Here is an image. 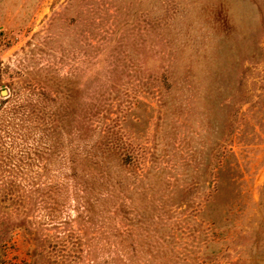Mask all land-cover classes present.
Instances as JSON below:
<instances>
[{
  "label": "rangeland",
  "instance_id": "374dc122",
  "mask_svg": "<svg viewBox=\"0 0 264 264\" xmlns=\"http://www.w3.org/2000/svg\"><path fill=\"white\" fill-rule=\"evenodd\" d=\"M0 31V264H264V0H0ZM106 134L117 194L69 185Z\"/></svg>",
  "mask_w": 264,
  "mask_h": 264
},
{
  "label": "trees",
  "instance_id": "16d2710c",
  "mask_svg": "<svg viewBox=\"0 0 264 264\" xmlns=\"http://www.w3.org/2000/svg\"><path fill=\"white\" fill-rule=\"evenodd\" d=\"M0 34L2 32L0 31ZM38 106V105H37ZM29 107V108H27ZM11 111L16 114L20 111L22 112L23 117H33L36 115V117L33 118V121H35L37 129H38V121L36 120H45V118L50 120V126L53 125V123L61 116L60 112L58 113L56 110H46L43 111L42 114L38 113V108H34L33 106H29V104H19V105H13L10 107ZM26 113H30V116H26ZM65 116V115H63ZM16 117L11 116H0V121L2 122V127H4V135H1L3 138H7L8 142L7 144H10L9 148H15L14 144L16 143L14 140H16V137H13L14 134H16V130H19V132H25V130H20L18 127V123H15L14 120ZM20 119L22 122L25 123L26 118H17ZM12 125V126H11ZM35 126V127H36ZM50 126H48L45 130H41V135L39 136L38 141L42 142L44 144V149L49 150L51 145L46 144L45 136H47V133L50 131ZM10 127H12L14 130H11ZM32 128V127H31ZM36 132V131H34ZM21 136V135H19ZM27 136V135H26ZM24 135V139L27 138ZM1 138V137H0ZM16 138V139H15ZM105 139L103 140H97L96 141V147H98L93 155L90 154L83 156V153L79 157L80 164H84L86 167H83L81 170L79 168L69 170L68 173L65 174L66 176V182L70 185H84V189L87 188L88 190H106L109 194L112 196H115L117 194V187L122 184L121 181V175L120 172L122 170L123 158L121 153V144L118 142L116 138L113 137H107V134L104 135ZM1 140V139H0ZM1 140L0 149H5L4 143ZM14 146V147H13ZM48 147L46 149L45 147ZM36 151V150H35ZM23 152V150H22ZM40 152L36 151V154L39 155ZM37 158V157H36ZM25 159L29 162L33 161L34 159L30 157V153H27L25 156ZM75 158H68V162L72 165L73 168L76 166H73L72 162ZM80 167V166H79ZM129 167V166H128ZM35 177V176H33ZM32 177V178H33ZM76 180H79L78 182ZM49 183H51V179L48 180ZM25 183L27 186L24 185L25 189L29 190L33 188V184L30 181L29 177L28 180H25ZM42 185H50V188L56 189L53 184H48L45 181H42L40 183ZM39 185L38 183L35 184ZM52 185V186H51ZM39 187V186H38ZM35 188V187H34ZM87 190V191H88ZM109 196V195H108ZM24 197V196H23ZM54 198L55 202H57L58 196L52 197ZM115 204V205H114ZM113 204V208H116V203ZM81 212L77 210V215H79ZM75 219V216L73 217ZM58 222V221H57Z\"/></svg>",
  "mask_w": 264,
  "mask_h": 264
},
{
  "label": "water",
  "instance_id": "95a60500",
  "mask_svg": "<svg viewBox=\"0 0 264 264\" xmlns=\"http://www.w3.org/2000/svg\"><path fill=\"white\" fill-rule=\"evenodd\" d=\"M5 91H2V94H4Z\"/></svg>",
  "mask_w": 264,
  "mask_h": 264
}]
</instances>
